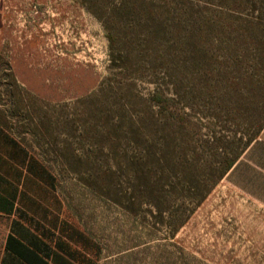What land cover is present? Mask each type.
Wrapping results in <instances>:
<instances>
[{"label":"rangeland","instance_id":"obj_1","mask_svg":"<svg viewBox=\"0 0 264 264\" xmlns=\"http://www.w3.org/2000/svg\"><path fill=\"white\" fill-rule=\"evenodd\" d=\"M261 24L264 0H0V130L62 258L264 264V206L192 195L264 113Z\"/></svg>","mask_w":264,"mask_h":264},{"label":"crops","instance_id":"obj_2","mask_svg":"<svg viewBox=\"0 0 264 264\" xmlns=\"http://www.w3.org/2000/svg\"><path fill=\"white\" fill-rule=\"evenodd\" d=\"M0 130V264H54L49 241L33 225L42 223L28 209L38 206L26 184L35 181L26 154ZM29 163V165H28ZM234 189L264 206V129L225 177Z\"/></svg>","mask_w":264,"mask_h":264},{"label":"trees","instance_id":"obj_3","mask_svg":"<svg viewBox=\"0 0 264 264\" xmlns=\"http://www.w3.org/2000/svg\"><path fill=\"white\" fill-rule=\"evenodd\" d=\"M259 26L262 29H264V25L261 24ZM156 99L158 103L160 104L164 103L165 101L163 94L158 95ZM263 129H264V113L258 118L253 132L249 136H247L246 140L243 141V143H241V145L237 147L235 151H232L230 153H225L222 156L221 162H219V167L217 168L212 167L210 169L208 179H206L203 184L202 182L198 181V184H197L198 190L192 193V195L198 196L199 201H202L203 199H205V197L210 193L213 187H215L221 180H223L226 177L227 173L231 170L234 164L240 159V157L250 147V145L259 137ZM37 173L39 174L40 172H37ZM176 185L178 186V183H176ZM176 185L173 184V189H176ZM193 210L194 209L192 208L189 210L187 209V214H184L178 219L179 222L177 224V228H180L183 226L186 216L188 215L187 217H189L193 213ZM47 255L49 257V260L50 261L52 260L54 264H74L73 260L70 259L66 261L65 258H62L61 254L56 250L55 246L52 245L51 242H49V253ZM69 255L70 254H68L67 257L70 258L71 256ZM92 264H96V263L92 262Z\"/></svg>","mask_w":264,"mask_h":264}]
</instances>
